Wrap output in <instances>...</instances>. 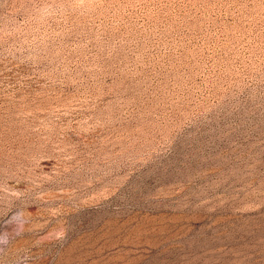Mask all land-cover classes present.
<instances>
[{
  "label": "rangeland",
  "instance_id": "1",
  "mask_svg": "<svg viewBox=\"0 0 264 264\" xmlns=\"http://www.w3.org/2000/svg\"><path fill=\"white\" fill-rule=\"evenodd\" d=\"M0 264H264V0H0Z\"/></svg>",
  "mask_w": 264,
  "mask_h": 264
}]
</instances>
